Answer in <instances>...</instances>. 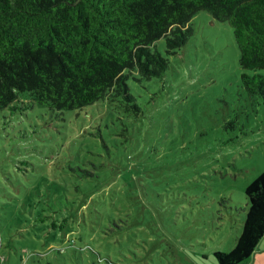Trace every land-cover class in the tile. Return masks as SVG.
<instances>
[{"label":"rangeland","instance_id":"374dc122","mask_svg":"<svg viewBox=\"0 0 264 264\" xmlns=\"http://www.w3.org/2000/svg\"><path fill=\"white\" fill-rule=\"evenodd\" d=\"M190 23L158 42L161 77L129 81L139 110L0 109V264H218L234 246L264 170V96L241 75L264 70L241 68L226 22ZM239 264H264V235Z\"/></svg>","mask_w":264,"mask_h":264},{"label":"trees","instance_id":"16d2710c","mask_svg":"<svg viewBox=\"0 0 264 264\" xmlns=\"http://www.w3.org/2000/svg\"><path fill=\"white\" fill-rule=\"evenodd\" d=\"M199 11L232 28L242 69L264 70V0H0V109L23 96L58 111L105 100L139 110L129 81L161 77L158 42L169 52L184 45ZM241 81L264 96L263 75ZM244 193L240 232L214 252L218 264L246 260L264 235V170Z\"/></svg>","mask_w":264,"mask_h":264}]
</instances>
